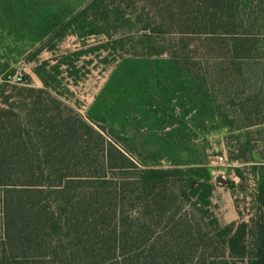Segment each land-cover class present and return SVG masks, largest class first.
<instances>
[{
  "label": "rangeland",
  "instance_id": "374dc122",
  "mask_svg": "<svg viewBox=\"0 0 264 264\" xmlns=\"http://www.w3.org/2000/svg\"><path fill=\"white\" fill-rule=\"evenodd\" d=\"M181 1L188 33L170 16ZM234 3L213 25L199 0H0V106L28 125L38 102L60 103L142 168L207 167L210 206L186 189L185 211L229 234L256 216L264 164V124L239 126L264 117V0Z\"/></svg>",
  "mask_w": 264,
  "mask_h": 264
},
{
  "label": "trees",
  "instance_id": "16d2710c",
  "mask_svg": "<svg viewBox=\"0 0 264 264\" xmlns=\"http://www.w3.org/2000/svg\"><path fill=\"white\" fill-rule=\"evenodd\" d=\"M184 2L170 16L188 33L198 18ZM199 2L213 25L234 16V0ZM239 124L260 126L264 117ZM92 139L101 153L91 152ZM259 171L256 216L229 234L212 219L209 232V219L188 215L183 201L188 189L210 206L207 167L142 168L60 103L38 102L28 125L0 106V264H229L241 248H250L249 264H264V164Z\"/></svg>",
  "mask_w": 264,
  "mask_h": 264
},
{
  "label": "built area",
  "instance_id": "2783aa9c",
  "mask_svg": "<svg viewBox=\"0 0 264 264\" xmlns=\"http://www.w3.org/2000/svg\"><path fill=\"white\" fill-rule=\"evenodd\" d=\"M217 161H219V162H223V161H224V157H223V156H218V157H217Z\"/></svg>",
  "mask_w": 264,
  "mask_h": 264
}]
</instances>
